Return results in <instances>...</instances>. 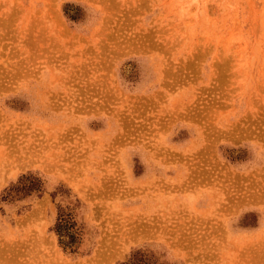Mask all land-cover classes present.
<instances>
[{
	"label": "rangeland",
	"instance_id": "obj_1",
	"mask_svg": "<svg viewBox=\"0 0 264 264\" xmlns=\"http://www.w3.org/2000/svg\"><path fill=\"white\" fill-rule=\"evenodd\" d=\"M126 263L264 264V0H0V264Z\"/></svg>",
	"mask_w": 264,
	"mask_h": 264
},
{
	"label": "trees",
	"instance_id": "obj_2",
	"mask_svg": "<svg viewBox=\"0 0 264 264\" xmlns=\"http://www.w3.org/2000/svg\"><path fill=\"white\" fill-rule=\"evenodd\" d=\"M69 5L66 4V7H64V14L72 19L75 17L76 13H77V9L75 8V11L71 12V8H68ZM23 188V184L22 186H20L18 188V190ZM6 197V196H5ZM56 234L58 236V243L63 247V248H71L72 247V239H71V234L69 233V229L71 228V224L68 220V218L66 216H63L61 214L58 215L56 223L54 225ZM66 238V239H63ZM126 264H133V263H126Z\"/></svg>",
	"mask_w": 264,
	"mask_h": 264
}]
</instances>
